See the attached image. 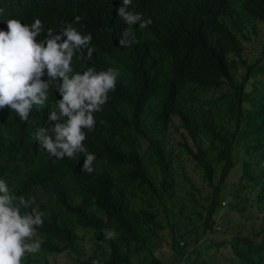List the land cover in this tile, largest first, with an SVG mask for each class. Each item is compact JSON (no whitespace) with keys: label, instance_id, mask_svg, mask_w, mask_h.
Listing matches in <instances>:
<instances>
[{"label":"clouds","instance_id":"clouds-1","mask_svg":"<svg viewBox=\"0 0 264 264\" xmlns=\"http://www.w3.org/2000/svg\"><path fill=\"white\" fill-rule=\"evenodd\" d=\"M132 1L123 0L117 9L118 17L127 25L138 24L140 29H150L155 46L168 61L169 68L165 73L145 74L138 87L129 94L141 99L162 89L168 94L173 108L181 99L188 62L211 64L214 55L197 44L200 33L190 23L198 17L187 11L192 0H149L153 4L149 18L129 11ZM207 3L206 9L211 16L204 20L223 30V23L241 11L243 0H207ZM38 5L43 7L54 27H49L44 19L42 23L37 18L30 25L23 20ZM108 5V0H0V127L10 115L26 123L35 114L45 112L46 125L36 128L32 137L50 163L48 169L34 176H26L19 169L0 176V264H117L124 254L118 247L120 242L115 240L119 235L111 228H107L108 237L103 238L93 236L94 228L76 225L73 235L63 239L61 246L57 245L55 236L60 217L75 218L83 208L103 198L108 191L105 186L120 182L123 171L114 154L126 144L122 127L139 123L146 116L118 97L120 73L116 68L103 65L99 60L88 63L94 46L92 35L87 30L103 26V9ZM206 36L218 38L220 34L207 32ZM252 40L245 42L239 51L232 41H226L228 57L237 53L238 65L241 59L246 66L240 75L237 65V80L243 79L247 67L256 59L250 63L242 56L243 49ZM135 42L132 33L126 30L119 45L129 47ZM263 51L264 47L259 56ZM251 84L252 81L245 88ZM257 84L256 97L264 99V76L258 75ZM231 91V88L220 91L216 87L202 92L200 107L191 110L185 119L174 116L168 126L166 146L173 156L180 155L177 158L181 175L179 182L182 194L187 193L190 199L198 186L186 173L182 156L187 155L207 183L196 163L198 155H201L197 143L214 128L206 123L210 104L218 100L220 94ZM50 101H53V106L48 109ZM173 127L180 133L181 140L176 147L169 148L168 137ZM100 132L116 134L117 139L93 148L91 138ZM184 138L194 159L181 152L180 144L185 142ZM148 149L149 143L143 138L142 156L145 161ZM235 161V168L241 164L243 175V158L235 157ZM242 175L237 186L242 185ZM226 183L221 188L220 205L212 217V228L206 234L203 230L196 237L190 232L184 233L177 240L184 249L183 254H179L172 246V214L164 215L161 207L164 227L149 225L141 230L148 250L142 258L133 257L134 264H165L168 251H164L163 246L158 248L156 242L162 240L166 244L169 237L174 264H214L206 258L197 259L203 250L193 242L203 236L215 249L230 248L227 255L229 264H252V249L254 244L264 241V226L254 235L236 236L228 244L216 239L222 229L217 226L215 217L222 208ZM161 190H158V195L162 194ZM212 193L213 189L205 206L206 214ZM238 194L242 197L243 194L248 195V191L242 190ZM235 196L231 197L229 192L228 208L239 210L235 206L239 203ZM149 197L154 201L157 196L151 194ZM186 203L190 204V201ZM244 206L245 203L240 204L241 208ZM248 208L247 212L256 209L264 213V206L255 201L254 206ZM92 210L99 220L108 222V215L102 214L97 205ZM224 222L228 223L227 219ZM155 248L162 250L161 254L156 256Z\"/></svg>","mask_w":264,"mask_h":264},{"label":"trees","instance_id":"trees-1","mask_svg":"<svg viewBox=\"0 0 264 264\" xmlns=\"http://www.w3.org/2000/svg\"><path fill=\"white\" fill-rule=\"evenodd\" d=\"M108 2V8L103 9V26L87 30L92 35L94 46L88 63L99 60L103 65L116 68L120 73L118 97L146 116L139 123L122 127L126 144L114 154L123 171L120 182L105 186L108 191L103 198L83 208L75 218L60 217L55 236L57 245L61 246L63 239L73 235L76 225L94 228L93 236L103 238L108 237L107 228H111V231L118 233L119 237L115 240L120 242L118 247L124 253L117 264H134L133 257L142 258L148 250L141 230L149 225L163 228L162 218L167 213L172 214V246L179 254H183L184 249L177 240L184 233L190 232L196 237L200 231L206 234L212 228V217L220 205L221 188L236 166L235 157L243 158L242 185L230 191V196L236 195L235 199L239 202L236 208L244 215L248 206H254V201L264 206V99L256 97L257 77L264 76V51L247 67L243 79L237 80L238 62L235 56L238 54L228 57L226 44L227 40L232 41L239 51L245 42L257 35L258 27L264 26V0H243L241 11L223 23V30L204 20L211 16L206 9L207 0L191 1L187 11L198 17L190 23L200 33L197 44L205 52L213 54L215 59L211 64L188 62L181 99L173 108L168 94L162 89L141 99L129 94L138 87L145 74L165 73L169 63L156 48L150 29H140L138 24L127 25L118 17L117 9L122 6L123 0ZM152 5L149 0H133L128 10L149 18ZM37 18L42 23L44 19L49 27H54L41 5L23 20L30 25ZM126 30L132 33L136 41L129 47L119 45L121 35ZM207 32H216L220 36L208 38ZM250 81L252 84L246 89ZM216 87L220 91L226 88L232 91L220 94L219 99L210 104L206 123L214 128L197 143L201 151L197 166L213 189L206 214L204 205L198 208L200 201L196 193L191 199L187 193L182 194L177 165L180 155L173 156L168 150L166 137L171 119L174 116L187 118L191 110L200 107L202 92ZM52 106L53 101H50L48 109ZM45 125V112L35 114L26 123L10 115L1 125L0 176L13 169L21 170L26 176H34L50 167L46 155L32 137L36 128ZM216 129L219 131L216 132ZM143 138L149 143L146 161L142 156ZM116 139V134L100 132L92 136L91 145L97 148ZM180 148L181 152L195 158L186 139ZM158 190L162 194L158 195ZM198 190L197 187L196 192ZM242 190H247L248 195L241 197L238 193ZM151 194L157 196L154 201L150 200ZM186 201H190V204ZM242 203L246 205L243 208L240 207ZM96 205L102 214L108 215L107 223L96 217L92 210ZM161 207L165 212L162 216ZM252 254V264H264V241L254 244Z\"/></svg>","mask_w":264,"mask_h":264},{"label":"rangeland","instance_id":"rangeland-1","mask_svg":"<svg viewBox=\"0 0 264 264\" xmlns=\"http://www.w3.org/2000/svg\"><path fill=\"white\" fill-rule=\"evenodd\" d=\"M264 47V28L259 27L258 28V34L253 37V40L250 44L246 45L245 49L242 51L243 59L247 62H252L257 56H259V53L262 51ZM250 62V63H251ZM239 74L242 75L245 70L246 66L242 63V60L239 59ZM168 144L169 148L176 147L178 142L181 140L180 133L177 132L176 127H173L170 135L168 137ZM182 159L184 160V168L186 170V173L193 178L195 183L197 184L199 190L196 192V195L200 201V203L204 206L208 204V196L210 195L212 189L208 186L207 183H205L202 179V175L200 171L195 170V165L192 164L190 159L187 157V155H183ZM241 164L238 163L237 167L232 170L227 183L226 187L223 190V194L225 195L224 198L221 200L222 208L219 209L218 216L215 217V221L217 222V226L221 227V232L217 234L218 240L226 242V244L230 243L232 238L242 235H254L255 231H259L264 226V213H261L257 211L256 209H250L247 213L244 215H241V213L238 210L228 208L229 205V198L228 194L230 190L234 189L237 184L240 182L241 179ZM225 202V204H223ZM227 210V211H226ZM231 218V219H230ZM224 219H227L228 223L224 222ZM169 237V236H168ZM211 241L206 238L202 237L197 242H193V245L196 247H199L200 250H203V254L198 255L197 259H208L214 264H229V261L227 259V255L230 252V248L227 249H215L212 247ZM157 247L163 246L165 248L164 251H168L166 258L164 260L165 264H174L175 260L173 258V247L170 243V237L169 242L166 244L163 243L162 240H158L156 242ZM157 251V248L154 249V252ZM162 250L156 252V256L161 254ZM216 252V254L213 256V254ZM65 256V255H64ZM70 264H75V262H71Z\"/></svg>","mask_w":264,"mask_h":264}]
</instances>
